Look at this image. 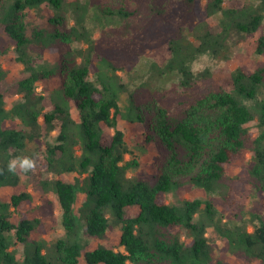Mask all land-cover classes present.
<instances>
[{"label":"trees","instance_id":"1","mask_svg":"<svg viewBox=\"0 0 264 264\" xmlns=\"http://www.w3.org/2000/svg\"><path fill=\"white\" fill-rule=\"evenodd\" d=\"M203 1L0 0V39L8 43H0V194L20 182V174L7 172L8 161L39 153L36 171L26 176L33 194L58 201L54 264H79L82 256L87 264H226L215 257L210 228L231 253L264 264V215L230 227L215 219L210 202H166L173 188L193 182L234 211L241 182L228 167L247 153V186L264 200V65L237 68L207 93L192 91L208 76L194 73L197 59H227L231 42L260 32L264 0ZM161 31L169 58L152 69L159 78L180 76L190 101L183 99L177 113L159 92L137 103L148 85L130 87L122 77ZM256 51L264 54L262 34ZM6 61L22 65L20 75L9 78ZM132 123L144 126L138 150L153 144L157 151L154 183L129 177L138 167L127 143ZM31 141L44 149L27 151ZM33 194L0 198V264H49L46 240L34 236L43 224L24 210ZM110 219L120 229L117 248L86 251L82 236L106 238Z\"/></svg>","mask_w":264,"mask_h":264},{"label":"rangeland","instance_id":"2","mask_svg":"<svg viewBox=\"0 0 264 264\" xmlns=\"http://www.w3.org/2000/svg\"><path fill=\"white\" fill-rule=\"evenodd\" d=\"M78 3H85L87 0H73ZM250 2L251 0H242ZM172 4L177 5L181 0H170ZM206 1L204 0L203 3ZM173 14V13H172ZM171 14V18L176 22V17ZM216 18L208 19V23L211 25L216 24ZM164 31V30H163ZM157 34L155 39L149 44L144 51L142 57L137 63V66L130 75H123V81L128 83L130 87H138L141 83L147 84V91H144L141 98L136 97L137 103L142 104L147 99H150L152 94L161 93L164 97L165 106L172 112L177 113L181 108V101L183 99L190 101V98L185 94L186 92L180 85V76L177 73H169L159 78L152 66L156 64L158 67H162L169 58V51L167 50V44L165 41V34ZM165 32V31H164ZM264 35V24L260 32L254 36H244L241 39H236L230 43V54L227 59H213L208 55H203L193 63L194 73H205L208 75L205 78L200 79L193 88L195 94L207 93L214 89L217 85L227 84L231 78L232 73L240 67H245L249 70H255L264 65V54L259 55L257 49V39L260 35ZM99 35H94L97 38ZM191 40L194 41L193 37ZM197 44L196 41H194ZM1 47L6 48L8 43L5 38L0 39ZM74 46H78L77 43ZM11 58L13 55L10 54ZM4 68L10 71L9 78L20 75L23 66L17 62L6 61ZM39 91L42 87H39ZM127 98L125 94L120 103L121 107L126 106ZM162 105V104H161ZM163 106V105H162ZM22 125V124H21ZM252 131H256L254 126L251 127ZM128 135L127 143L129 150L132 151L133 156L138 161V167L129 173V177H133L139 180H146L150 183H154L155 169L154 162L157 156V151L153 144H148L145 147V152H140L138 149L143 145L142 133L144 126L139 123H132L127 125ZM53 138H49V141H53ZM43 142V141H42ZM38 149H44L40 147V144L31 141L27 144V151L33 152ZM250 154L247 153L242 157L238 164L228 167V174L230 177H239L241 184L238 185V190L241 192V197L238 198V206L232 211L227 209L223 200L216 194H208L196 183L184 182L180 187H175L166 197L167 203L181 204L184 199H198L205 206L210 202L215 208V219L221 220L222 224L228 226H234L244 218H248L250 214L256 213L264 215V200L260 195L256 194L255 189L247 186L250 181V177L247 171L248 158ZM128 159L131 156H127ZM32 192V188L28 182V178L24 174H20V182L16 187H10L4 189L0 198L3 201H10L12 195L22 192ZM29 210V217H36L41 220L44 230H37L34 235L36 238H44L46 240V252L47 260L49 264H54V243L56 239L62 233L61 227V212L58 206V201L53 195L38 196L33 194V201L30 206L24 205V210ZM183 234V233H182ZM207 236L210 244L214 247L216 259H220L226 262V264H262L259 260H253L243 256L242 254H233L230 252L226 240L221 237L213 228L208 229ZM84 243L86 244L85 250L92 251L97 246H109L117 248L120 238V229L116 222L110 219V229L107 232V237L104 239H96L87 235L82 236ZM23 246L19 245L16 248L17 256L23 257ZM79 264H87L84 257L79 259Z\"/></svg>","mask_w":264,"mask_h":264},{"label":"clouds","instance_id":"3","mask_svg":"<svg viewBox=\"0 0 264 264\" xmlns=\"http://www.w3.org/2000/svg\"><path fill=\"white\" fill-rule=\"evenodd\" d=\"M39 153L32 155H18L10 159L7 163V172L13 175L34 173L37 168ZM0 174H4V169H0Z\"/></svg>","mask_w":264,"mask_h":264}]
</instances>
